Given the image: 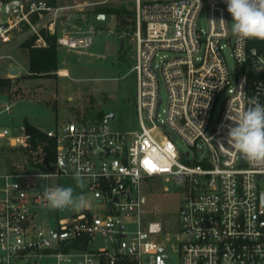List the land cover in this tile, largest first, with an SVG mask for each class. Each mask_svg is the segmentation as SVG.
Returning <instances> with one entry per match:
<instances>
[{
    "label": "built area",
    "instance_id": "2783aa9c",
    "mask_svg": "<svg viewBox=\"0 0 264 264\" xmlns=\"http://www.w3.org/2000/svg\"><path fill=\"white\" fill-rule=\"evenodd\" d=\"M130 1L132 25L123 36L135 48L130 74L140 127L114 129L113 114L81 111L40 128L46 139L34 144L25 125L17 135L0 126V150L19 154L0 170V264H171L172 256L175 264H264V163L247 162L227 142L234 126L228 113L246 110L254 96L264 104V40L232 34L226 0ZM77 9L76 22L64 29L70 12L58 0H0V46L33 38L34 48H47L56 36L58 48L85 50L99 14L90 23L91 13ZM204 9L206 29L198 24ZM56 74L70 77L64 69ZM171 133L187 143L186 153ZM51 180L73 184L83 208L52 216L42 196ZM172 181L182 188L175 255L156 240L166 225L146 210L147 194L168 192L163 183ZM40 210L55 224L40 221Z\"/></svg>",
    "mask_w": 264,
    "mask_h": 264
},
{
    "label": "rangeland",
    "instance_id": "374dc122",
    "mask_svg": "<svg viewBox=\"0 0 264 264\" xmlns=\"http://www.w3.org/2000/svg\"><path fill=\"white\" fill-rule=\"evenodd\" d=\"M58 5L67 7L66 11L70 12V18L65 23L64 29H68L74 21L76 22L77 16L75 17L73 13L78 11L80 5L91 13L90 23L95 22L93 14L99 9H120L125 6L126 11L133 12L135 7L134 2L130 0H58ZM129 17L128 13L122 12L110 15L106 23L99 22L93 43L85 50L73 52L59 48L60 69L69 72L68 78L58 77L57 74L50 77H29L28 50L22 46L23 38H17L12 45L0 48V76L7 71L11 62L20 66L21 74V76L9 75L10 88L4 95H0V105L12 104L11 112H5L0 107V126L8 127L14 135L19 133L20 126L25 122L48 130L57 123L74 120L77 112L83 111L89 114V111H92L115 115L116 119L111 123L114 129L138 130L140 125L134 99L135 82L133 74H130L135 48L129 38L123 36L126 28H122V22ZM63 19L65 21L66 18ZM232 22L233 18L230 15L228 24L231 30ZM198 24L200 28H207L206 9L202 11ZM122 39L123 49L120 46ZM226 60L232 68L234 59L230 52L226 53ZM160 95L163 98V108H166L168 94L163 83L160 84ZM223 98L215 107L213 122L219 119ZM171 139L180 153L189 150L187 143L177 134L171 133ZM6 150L1 154L0 163L3 160H11L10 163H13L19 158L18 153H10ZM50 185L59 184L57 180H51ZM61 186L74 188L73 184L66 180ZM163 187H167L169 191L164 192L160 189L156 193L147 194L146 210L154 221H161L166 225L167 230L157 235L156 240L164 243L168 251L175 255L181 240V234L177 231V217L182 188L176 186L173 181L164 182ZM44 215L45 212L40 210V221L55 224L54 219ZM95 244L97 248L103 246L102 242ZM175 259L172 256L170 263L175 264Z\"/></svg>",
    "mask_w": 264,
    "mask_h": 264
},
{
    "label": "clouds",
    "instance_id": "9594fccd",
    "mask_svg": "<svg viewBox=\"0 0 264 264\" xmlns=\"http://www.w3.org/2000/svg\"><path fill=\"white\" fill-rule=\"evenodd\" d=\"M227 11L233 18L232 34L238 38L264 40V0H226ZM220 22L226 23L224 20ZM249 107L235 117L228 113L234 126L228 127V145L249 163H264V104L255 96ZM45 174L43 178H47ZM41 179V177H39ZM73 179L77 187H83V179L77 172ZM42 196L48 210L83 208L85 198L75 193L73 187L44 185Z\"/></svg>",
    "mask_w": 264,
    "mask_h": 264
},
{
    "label": "trees",
    "instance_id": "16d2710c",
    "mask_svg": "<svg viewBox=\"0 0 264 264\" xmlns=\"http://www.w3.org/2000/svg\"><path fill=\"white\" fill-rule=\"evenodd\" d=\"M122 12L128 13L130 16L128 19L122 22V28L129 30L132 25L133 12L126 11L125 6L120 7V9L112 8H103L97 11V14H106L108 17L113 14H121ZM122 29L120 28L119 31ZM51 42L50 46L47 48H34L33 38L28 39L22 46L28 50V59H29V77H50L60 69L59 61V48L56 43V36L49 37ZM11 79L9 78H0V94L6 93L8 88H10ZM89 115H101L102 112H92L89 111ZM27 128V131L33 136V143L43 141L46 139L44 133L40 130L39 127H36L29 122L24 124ZM51 147L49 148V158H54V141L50 140ZM10 153H13V150H6ZM11 161V160H10Z\"/></svg>",
    "mask_w": 264,
    "mask_h": 264
},
{
    "label": "water",
    "instance_id": "95a60500",
    "mask_svg": "<svg viewBox=\"0 0 264 264\" xmlns=\"http://www.w3.org/2000/svg\"><path fill=\"white\" fill-rule=\"evenodd\" d=\"M108 16L106 14H99L97 16V21L100 22V23H106L108 21ZM120 46H121V49H123L124 47V40L122 39L121 42H120ZM10 74L11 75H14V76H19L20 74V69L18 67H12L10 69ZM115 115H113L114 117ZM61 212V217H66L68 216L70 213H71V209H64L63 211H60ZM56 215V210H53L52 211V216H55Z\"/></svg>",
    "mask_w": 264,
    "mask_h": 264
},
{
    "label": "crops",
    "instance_id": "0c3cea01",
    "mask_svg": "<svg viewBox=\"0 0 264 264\" xmlns=\"http://www.w3.org/2000/svg\"><path fill=\"white\" fill-rule=\"evenodd\" d=\"M27 41V40H26ZM26 41H22L23 43H22V45L26 42ZM10 45H12V43L11 44H6V45H2V46H0V48H6V47H8V46H10ZM27 50V49H26ZM12 67H18L19 69H20V66L18 65V64H14L13 62H11L9 65H8V67H7V71L2 75V76H0V78H9V75H11L10 74V72H9V70L12 68ZM19 76H21V74H19ZM10 79V78H9ZM1 95V94H0ZM4 95V94H3ZM3 106L4 105H0V107H2L3 108ZM2 152H4V150H1L0 151V157H1V154H2ZM9 163V164H8ZM10 161H7V160H3V162L2 163H0V170L1 171H3V170H6V169H8L9 167H10Z\"/></svg>",
    "mask_w": 264,
    "mask_h": 264
}]
</instances>
